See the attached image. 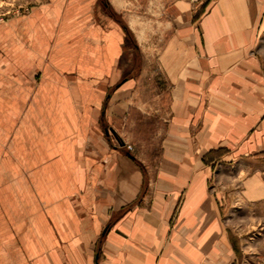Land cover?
<instances>
[{
	"label": "crops",
	"instance_id": "1",
	"mask_svg": "<svg viewBox=\"0 0 264 264\" xmlns=\"http://www.w3.org/2000/svg\"><path fill=\"white\" fill-rule=\"evenodd\" d=\"M138 2L43 0L0 24V264H234L204 158L264 168V0ZM161 24L181 25L162 49ZM153 71L169 116L146 181L124 144L161 106ZM188 209L208 236L193 247L171 237Z\"/></svg>",
	"mask_w": 264,
	"mask_h": 264
},
{
	"label": "rangeland",
	"instance_id": "2",
	"mask_svg": "<svg viewBox=\"0 0 264 264\" xmlns=\"http://www.w3.org/2000/svg\"><path fill=\"white\" fill-rule=\"evenodd\" d=\"M41 1L43 0H0V24L12 18L28 14L30 7ZM136 1L140 3L141 0ZM203 6L204 4L195 6L191 12L192 19H196L201 15ZM138 10L139 6H137L136 12ZM178 13L177 15H179ZM165 17L163 11H161V18ZM175 28L179 31L181 25L161 24V49L165 43L164 38L167 34L173 32ZM156 45L157 43H155ZM126 46V52L129 55V64L131 63L135 66L141 65V53L136 51L135 44L131 41ZM147 51L145 50V52ZM155 52H157V48H155ZM145 60L146 64L150 67L156 66L157 60L155 58L150 57ZM121 63L123 65L125 63L128 64L126 57ZM143 77L146 79L145 81L152 80L156 84L160 82L161 106H142L140 107L141 109L136 110L139 116H144L149 119H143L141 123L136 122V124L138 123L137 126L135 125L134 130L131 129L132 131L129 133L133 131L136 133L137 137L135 136V142L137 143L134 144V142L127 140L126 144H124V149L127 153H133L142 161L152 164H150L149 170L146 171L148 173L145 174V180L148 181L152 180L155 176L156 169H154V164L158 157L160 137L162 142V132L165 129L164 126L169 116L166 105L168 81L165 75L162 73L160 75L156 71L144 74ZM154 88L155 86H152L147 93L152 96L156 92ZM157 130L158 134L156 132ZM118 144L121 146L120 141ZM127 146L131 147V151L127 150ZM226 156L227 151L220 149L207 154L204 158V162L209 164L211 168L207 182V191L211 200L215 203L216 208L219 209L220 215L217 217L219 226L221 228L223 226L227 234L231 259H233L234 264H264V186L253 180L258 176V173L262 175L259 178L262 177L264 180V168L255 169L254 164L251 163L247 164L246 167L243 165L238 167V163L232 164L233 159L225 161ZM151 183L152 181L150 184L148 183V186H144L148 192L155 189ZM161 190L170 192V189L166 186H161ZM179 201L175 203L173 209V212L176 214L182 206V202ZM214 203L212 204L214 205ZM216 208L214 207L215 211L217 210ZM185 214L182 215V218L178 222V226H182V233L172 234L171 237H175V244L193 247L199 236L202 235L205 237L207 234L204 229V222L194 217L193 210L190 211L188 209ZM190 214L193 215L191 218L187 216ZM173 221L174 219L171 218L169 222L170 226H172ZM208 239L197 241V243L205 246L211 243ZM216 244H221V242L214 241V245Z\"/></svg>",
	"mask_w": 264,
	"mask_h": 264
},
{
	"label": "built area",
	"instance_id": "3",
	"mask_svg": "<svg viewBox=\"0 0 264 264\" xmlns=\"http://www.w3.org/2000/svg\"><path fill=\"white\" fill-rule=\"evenodd\" d=\"M128 151H131V147L130 146H127L126 147Z\"/></svg>",
	"mask_w": 264,
	"mask_h": 264
}]
</instances>
